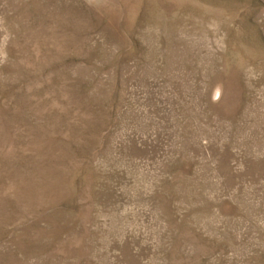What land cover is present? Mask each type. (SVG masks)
<instances>
[{"label": "rangeland", "instance_id": "obj_1", "mask_svg": "<svg viewBox=\"0 0 264 264\" xmlns=\"http://www.w3.org/2000/svg\"><path fill=\"white\" fill-rule=\"evenodd\" d=\"M0 264H264V0H0Z\"/></svg>", "mask_w": 264, "mask_h": 264}]
</instances>
